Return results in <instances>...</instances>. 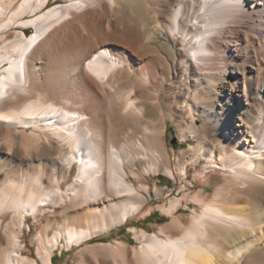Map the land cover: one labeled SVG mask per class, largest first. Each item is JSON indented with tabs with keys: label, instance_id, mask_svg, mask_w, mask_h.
Listing matches in <instances>:
<instances>
[{
	"label": "bare ground",
	"instance_id": "obj_1",
	"mask_svg": "<svg viewBox=\"0 0 264 264\" xmlns=\"http://www.w3.org/2000/svg\"><path fill=\"white\" fill-rule=\"evenodd\" d=\"M46 1L0 0V264L146 217L160 173L184 195L131 228L134 264H264V0ZM123 244L86 249L132 264Z\"/></svg>",
	"mask_w": 264,
	"mask_h": 264
},
{
	"label": "rangeland",
	"instance_id": "obj_2",
	"mask_svg": "<svg viewBox=\"0 0 264 264\" xmlns=\"http://www.w3.org/2000/svg\"><path fill=\"white\" fill-rule=\"evenodd\" d=\"M22 2V0H18V2L15 4V8L18 7V5H20ZM59 0H50V4H54V3H58ZM34 16L33 13H27L25 16V19L30 18ZM20 26L22 25H14L12 28L13 29H17L19 30ZM21 29V28H20ZM33 29H28L27 31H32ZM8 33H6L7 35ZM175 119H170L169 120V125H168V130L165 134V138H164V143L166 148H168L167 150H169L170 152L173 150H180L183 147H185V145L187 143L183 142L180 140V137L178 136V134L175 131ZM170 126V127H169ZM168 136V137H167ZM174 139H176V142L174 143ZM76 172H78V169H75ZM190 179L192 180V184H193V189H191L189 191V189L187 190L189 193L187 192H183V193H187V196L183 197L184 201L182 200V203L184 205H186L187 203H189V205H191L192 207H197L195 204H190L191 202L189 201V197L191 196L192 193H194L195 191H198L200 189V184L197 180L194 179V177H192L191 175H189ZM155 179L157 180V186H158V191L157 193L153 192V194L155 195V197H153L154 195L152 194L151 196H149L147 203L144 206V210L149 207L151 208V213L157 212L158 216L155 219H151L150 221H146L147 217H149V215H147L146 217H141L140 214H136L133 217H131L128 221H126L125 223L121 224V225H117L114 226L110 231H102V233L97 234V236H95L93 239L88 240L87 242L82 243L81 245H72V247H67L64 246L62 249L60 248H56L55 249V255H54V264H114V257L112 256V253H110L107 250H104L103 248H97L94 251L91 252V250L89 251L88 249H86V245L89 244H94V243H98V242H110V241H114L115 239H118L120 241H122L124 244L121 245L120 247H122L121 249H123V253L126 254L127 258H129L132 264L135 263V251L138 247V245H141L140 240L137 239V236L135 235V232L131 229L132 227H136L137 229H144L148 232H153L156 229H158L159 225L162 223L167 222L168 220H170V216L162 213L160 211V208L158 207V205L160 206L161 204L167 202L169 200V198L177 195V197H180V195H184V194H179L178 192V187L181 186V184H184L183 182L180 183H176L174 181V179L170 178L169 176H167L164 173H160L159 175H157L155 177ZM149 184L151 186H154V179L153 178H148L147 179ZM198 182V183H197ZM179 184V185H178ZM195 185V186H194ZM199 185V186H198ZM196 187V188H195ZM173 188V191H172ZM198 188V189H197ZM206 189L208 191H211V188L206 187ZM163 190V191H162ZM172 191V192H171ZM169 193V194H168ZM168 195V196H167ZM186 195V194H185ZM190 195V196H188ZM167 196V197H166ZM186 202V203H185ZM161 203V204H160ZM152 205V206H151ZM183 207H181L178 210V214H183L184 217H189V212L190 209H185ZM195 205V206H194ZM199 208V207H197ZM61 209H57L55 214H57V219L60 220V217L58 216L59 212H61ZM140 215V216H139ZM141 217V219L139 218ZM34 217L32 215H30V227H25V231L27 233V237H26V243L28 245V249H29V255L31 257H37V251H38V244L34 241V235L37 232L36 227V223H33ZM123 225H127L129 226L126 230H121V226ZM52 232V231H51ZM52 234V233H51ZM103 239L104 241H101ZM63 243H66L65 239L63 238ZM140 242V243H139ZM85 245V246H84ZM83 247V251L81 252ZM125 247V248H123ZM81 249V250H80ZM134 250V251H133ZM61 251V252H60ZM105 252V253H104ZM109 252V253H108ZM110 254V255H109ZM134 255V256H133ZM112 256V257H111ZM97 258V259H96ZM116 261L121 262V258L120 257H116Z\"/></svg>",
	"mask_w": 264,
	"mask_h": 264
},
{
	"label": "trees",
	"instance_id": "obj_3",
	"mask_svg": "<svg viewBox=\"0 0 264 264\" xmlns=\"http://www.w3.org/2000/svg\"><path fill=\"white\" fill-rule=\"evenodd\" d=\"M157 214H158L157 212L150 214L149 217H147L146 221H150L151 219H155L158 216ZM128 227L129 226H127V225H123V226H121V230H126ZM101 241H104V240L102 239Z\"/></svg>",
	"mask_w": 264,
	"mask_h": 264
},
{
	"label": "water",
	"instance_id": "obj_4",
	"mask_svg": "<svg viewBox=\"0 0 264 264\" xmlns=\"http://www.w3.org/2000/svg\"><path fill=\"white\" fill-rule=\"evenodd\" d=\"M174 143L176 142V139H174V141H173Z\"/></svg>",
	"mask_w": 264,
	"mask_h": 264
}]
</instances>
